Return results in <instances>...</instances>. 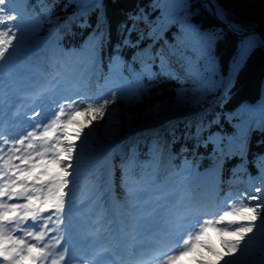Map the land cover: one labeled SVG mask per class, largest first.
<instances>
[{
	"label": "trees",
	"instance_id": "1",
	"mask_svg": "<svg viewBox=\"0 0 264 264\" xmlns=\"http://www.w3.org/2000/svg\"><path fill=\"white\" fill-rule=\"evenodd\" d=\"M97 1L85 0V7L78 8L69 0H24L18 56H29L36 68L52 74L57 68L64 70L66 55L83 56L87 42L93 40L101 67L88 90L91 96L105 89L118 90L119 98L108 111L117 108L123 114H136L167 103L205 112L178 120L164 133L144 134L112 153V176L123 219H131L126 179L133 189L138 190L144 178L164 189L167 180L178 174H183V184L188 169L201 180L219 168L221 193L229 189L232 195H251L256 187H264V46L251 44L226 91L225 81L244 39L225 29L201 2L102 0L93 7ZM216 2L231 22L264 35V0ZM51 4L55 7L49 10L46 5ZM79 9L87 11L77 15ZM101 34L102 40L97 38ZM46 43H50L48 49L41 51ZM208 55L214 60L211 65ZM173 59L178 62L172 63ZM260 107L256 124L233 146L239 130ZM75 161L76 182H82L92 198L108 208L104 167L79 157ZM215 240L220 244L221 236L216 234ZM261 246L258 235L249 244L246 259L264 257Z\"/></svg>",
	"mask_w": 264,
	"mask_h": 264
},
{
	"label": "snow or ice",
	"instance_id": "2",
	"mask_svg": "<svg viewBox=\"0 0 264 264\" xmlns=\"http://www.w3.org/2000/svg\"><path fill=\"white\" fill-rule=\"evenodd\" d=\"M69 2L85 7V0ZM12 4L0 0V65L15 58L22 39L17 35L22 17ZM97 38L102 40V34ZM54 87L36 92L33 123L26 131L6 134L0 122V264H102L98 258L108 251L79 257L66 237L65 221L73 183L70 169L83 148L76 141L82 134L84 140L91 136L94 129L85 133V128L111 115L108 106L119 97L113 91L104 97L65 96L57 102L48 95ZM80 116L84 119H77ZM217 211L180 217L171 242L152 249L139 264H180L189 256L196 258L195 264H264V257L246 259L257 234L264 253V187H256L251 195L230 194L223 210ZM210 228L221 236L223 251L203 240Z\"/></svg>",
	"mask_w": 264,
	"mask_h": 264
},
{
	"label": "rangeland",
	"instance_id": "3",
	"mask_svg": "<svg viewBox=\"0 0 264 264\" xmlns=\"http://www.w3.org/2000/svg\"><path fill=\"white\" fill-rule=\"evenodd\" d=\"M23 2L24 0H17L14 5H12V7L18 12L22 10ZM181 17L185 16L181 15ZM17 35L18 37L23 36L21 32H19ZM22 44L23 40H20L19 47ZM97 45L98 44H96L93 40H90L86 44V51L83 56H76L74 53L66 55V57L62 59V63H64L67 67V70L70 71V77H68L67 74L63 73L55 76L52 80H49L48 76L36 72V70H34L33 68L26 67L24 63L19 61L17 52L15 58L12 59L9 63L0 65V98L5 93H7V97H9V94H11V77H15L23 84L30 85L29 89L33 87L32 83L35 84L36 81H39V84H41L40 89L55 85L53 91L60 94L62 97L75 96L76 94L88 96L86 92H84L82 89L80 90L77 86L79 85V83H81L83 87H87V85L97 75L99 65V52ZM212 58L213 57L211 55H208V61L210 65L214 62ZM176 62H178V59H173L172 63ZM197 64L201 63L198 62ZM116 65L117 67H120L118 63ZM193 86L194 82L193 79H191L189 81V87L193 88ZM110 92L111 90L108 91L107 94H110ZM27 101L29 102L30 99H27ZM193 113L202 115L205 112H201L200 109L195 108L188 109L179 106H171L167 103H159L154 107L148 108L147 110L136 114H123V112L116 108L115 110L111 111V115H107L104 118L102 123L99 121L93 122L90 127L85 128V133L89 132L91 129H94V131L91 132V136L88 137L87 140L83 139L84 134H82V139L76 141L77 144L83 143V148L82 150H80L78 157L84 163H88L91 160L92 162H94V165L98 163L101 164L103 162L101 161L102 154L100 152L102 149H105L107 147L108 143L119 142V146L124 147L144 134H149L156 131H158L159 133H161L162 131L164 133L165 129L171 126L173 123L182 118L190 117ZM77 119L82 120L81 117H77ZM157 127H160V129H157ZM69 131H73V129H69ZM136 133L141 134H137V136L132 137V135H135ZM124 139H126V144L121 142ZM75 162L76 161L73 162L74 167L76 165ZM70 171L73 172V176L71 177L73 183L72 185H70L71 194L69 198L80 199V207L88 208L86 213L88 215V222L92 223L93 220H95V227L99 228V230H104V232L110 235L111 239H113V241L115 242L116 239L111 222H109L108 224H104L103 222H101V219H103L105 215V208L100 206L99 202H90L88 200L87 195L84 194V188L81 185L82 183L80 184V186L75 185L74 181L76 180V170L73 168L70 169ZM217 176L218 174H216L215 172H212L208 175V184L211 189H214V187L218 184ZM172 184L173 182L170 181L169 185ZM199 185L200 184H198L197 186ZM142 196L144 197V199H142V201H137V205H139V208H137L140 211V215L142 217L141 224L145 221L143 215L147 213V209L152 207V205H157L158 203V200L155 199V195L151 194L148 190H145L143 193L138 194L136 196V199ZM172 199H174V197L172 198L171 196L169 198L160 200V202L163 203L166 201H172ZM148 202L150 203L149 205H147ZM72 211L73 208L68 207L67 214L71 213ZM79 220L83 219L79 218ZM258 235L259 234L256 235L251 243L258 237ZM203 240L214 245L216 249L223 251L221 245L212 238L209 232L203 237ZM116 247L117 244L115 248ZM102 257L103 256H101V260ZM195 259L196 258L194 256H189L182 259L180 261V264H195ZM189 260L190 263H188Z\"/></svg>",
	"mask_w": 264,
	"mask_h": 264
},
{
	"label": "bare ground",
	"instance_id": "4",
	"mask_svg": "<svg viewBox=\"0 0 264 264\" xmlns=\"http://www.w3.org/2000/svg\"><path fill=\"white\" fill-rule=\"evenodd\" d=\"M201 2L204 4V6L208 9L209 12L213 13L215 17H217L226 27H228L231 31L238 35H244V42L242 44V47L240 48V51L237 56V60L232 68V71L229 75V77L225 81V88H229L234 80V76L236 71L238 70L240 63L242 59L245 57L247 52L249 51L251 44L254 42H259L264 44V39L259 37V35L255 33H247L246 29L242 28L236 23H230L227 19L228 17L224 13V11L219 7L216 0H201ZM220 11L222 13L221 16H217V12ZM14 84V87L12 88V92L9 97H5L0 100V122H2L4 131L6 134H9L11 132L20 133L23 131H26L27 128L25 127L27 124L33 123L31 120V114L35 110L36 105L33 103L34 96L36 92H38L40 89L39 81H36L35 84L32 83L33 87L29 89L28 84H23L20 81H18L15 77L11 78ZM50 96V93H48ZM53 97V96H50ZM25 98L32 99L31 102H25L23 101ZM59 101L62 99L61 97H56ZM50 103V101H49ZM45 107H48V105H45ZM43 114V113H42ZM14 118H17L14 120ZM40 117H36V120H39ZM10 130V131H9ZM81 200L78 198H69V205L68 207H72L73 211L69 214H66V221L65 224L67 225V231L68 233H73L76 237L83 239V235L80 234V231L82 229H85V232L93 233V229L90 227L88 223V215L86 207H80ZM167 205H170L169 208L165 211L164 214L156 217L152 220L159 221L161 219L166 221V226L169 232L171 233L173 228L170 223L167 222L168 217L173 215V211L171 210V203H167ZM191 213L188 209H183V211L180 214V217L185 216L187 214ZM79 218H83V220H79ZM174 220L177 221L176 218ZM95 222H93L94 225ZM80 230V231H79ZM54 235V234H53ZM137 238H135V241ZM142 245V244H140ZM189 263V262H188Z\"/></svg>",
	"mask_w": 264,
	"mask_h": 264
},
{
	"label": "water",
	"instance_id": "5",
	"mask_svg": "<svg viewBox=\"0 0 264 264\" xmlns=\"http://www.w3.org/2000/svg\"><path fill=\"white\" fill-rule=\"evenodd\" d=\"M199 2H201V0H198ZM202 3V2H201ZM203 4V3H202ZM204 5V4H203ZM220 7V6H219ZM212 15L213 16H215L213 13H212ZM217 18V17H216ZM217 20H218V22L224 27V28H226L228 31H230V32H232V33H234L233 31H231L228 27H226L218 18H217ZM230 23H232L229 19H227ZM240 26V25H239ZM242 27V26H241ZM243 28V27H242ZM246 32L247 33H255V34H257V35H259V37H261L262 39H264V35H262L259 31H257V30H255V29H250V30H246ZM234 34H236V33H234ZM240 39H244V35H238V34H236ZM263 46H264V44L263 43H261ZM228 90H229V88H227ZM137 134H141V133H136L135 135H132V137H134V136H137ZM131 137V138H132Z\"/></svg>",
	"mask_w": 264,
	"mask_h": 264
}]
</instances>
